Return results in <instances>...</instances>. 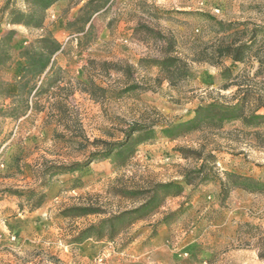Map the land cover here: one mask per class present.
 I'll list each match as a JSON object with an SVG mask.
<instances>
[{
  "label": "rangeland",
  "instance_id": "obj_1",
  "mask_svg": "<svg viewBox=\"0 0 264 264\" xmlns=\"http://www.w3.org/2000/svg\"><path fill=\"white\" fill-rule=\"evenodd\" d=\"M5 1L0 0V38L8 29L15 34L10 59L0 65V226L8 234L7 244L0 245L5 253L0 264H264V186L250 192L254 195L233 188L220 201L217 180L200 183L203 175L218 179L224 171L264 182V122L246 127L236 119L219 127L205 123L173 138L160 134L167 124L193 117L200 104L233 100L236 82L264 89V0H112L103 8L100 1L85 8L87 0H56L45 10L42 28L7 23L10 9L28 7L25 0H9L3 9ZM88 15L93 26L79 44L83 32L71 29L80 28ZM48 32L61 39L63 51L55 61L64 89L50 88L34 100L33 92L18 87L26 63L19 52ZM252 35L241 61L192 60L201 53L213 57L217 46ZM168 41L169 53L184 59L190 71L175 85L149 62L138 63L161 57ZM102 61L129 63L132 76L102 67ZM87 77L104 88L95 90V99L77 82ZM127 83L138 86L123 90ZM26 96L38 105L22 115ZM58 100L65 104L62 111L52 105ZM13 104L15 116L7 113ZM134 124L151 125V137L123 159L93 160L73 173L49 172L39 207L31 210L25 196L4 191L38 186L44 167L85 161L91 152L124 140ZM197 169L202 173L192 184L179 194L160 192L150 213L114 238L73 240L84 226L138 206L155 183H182ZM131 191L138 193L130 196ZM74 205L97 211L60 214ZM172 211H177L172 221L156 225ZM15 216L20 232H12L6 221Z\"/></svg>",
  "mask_w": 264,
  "mask_h": 264
},
{
  "label": "trees",
  "instance_id": "obj_2",
  "mask_svg": "<svg viewBox=\"0 0 264 264\" xmlns=\"http://www.w3.org/2000/svg\"><path fill=\"white\" fill-rule=\"evenodd\" d=\"M55 1L56 0H25L28 7L27 10L24 12L16 8L10 9L6 21L10 24H22L24 26L42 28L45 17L44 12ZM99 1L102 8L110 2V0H87L83 7L90 8ZM9 4L10 1L6 0L3 9H7ZM77 18L73 21H77ZM87 24L88 26L86 28ZM92 26L91 15H88L83 20L80 28L71 29L73 33L83 32L82 36L77 38L79 44L83 39H87L89 37ZM145 29L150 30L149 27L146 26ZM14 34V29H8L0 38V65H3L6 60L10 59V42ZM254 37L255 35H252L248 41H239L235 44L219 45L213 50L211 55L213 57H208V55L201 53L198 56H194L192 60L215 62L214 56L216 58L227 56L230 57L232 61H241L245 53L250 48ZM166 44L167 45L161 57L141 58L138 63L140 64L144 61L149 62L151 65L157 67L164 80L171 85H175L177 81L188 77L190 71L188 63L184 59L173 56L169 53L173 43L168 41ZM62 51V43L54 38L49 32L46 35L35 39L30 45L20 50L19 54L26 60V63L20 67L21 81L18 84L19 89L23 90L28 88L27 94L29 95L33 92L32 96L35 98L34 100L49 91L50 88L56 87L59 90H63L64 87L59 84L62 79L60 75L62 68L55 61V54ZM89 63L91 65L97 64L95 60H90ZM100 65L102 67H110L113 70L121 71L126 77L132 76L131 73L134 69L133 65L129 63H124L123 67H121L118 62L102 61ZM227 71H229L228 68L224 69L222 73L224 74ZM77 82L82 86L80 90L88 93L92 99H95V90L104 91V88L95 84L91 77H87V81L85 82L79 80ZM29 83L32 84L30 87H28ZM235 85L237 86V89L233 100L229 101L226 100L225 97H220L200 104L195 107L193 117L176 124L170 123L163 127L160 131L161 136L173 138L179 131L186 132L197 129L205 123L219 127L225 122L236 119L241 120L242 124L246 127H256L263 123L264 112H260V109H264L263 87L261 86L257 89L258 91L260 90L259 93H257L258 91H255V89L243 87L241 83L236 82ZM136 86H138L136 83H127L123 90ZM64 98H66V96H64ZM34 100L33 104L30 105L28 96L25 97V99L21 102L23 107L22 112L20 113L22 115H24L28 109L34 110L36 108L38 104L37 101ZM46 102L49 101L46 99ZM52 105L59 111H62L65 107V104H63L60 100L53 102ZM43 106L44 105H42V107ZM17 110L18 106L13 104V106L9 107L7 113L11 116H15L17 115ZM152 132L151 125L134 124L126 131L124 140L114 143L100 153L91 152L85 161H76L70 164H51L48 167H44L41 170V178L38 186L28 187L26 189L6 188L4 191L18 196H25L30 202V209H35L39 207L45 199L46 194L44 186L46 184V176L49 172L56 171L62 173H73L81 170L88 162L93 160L108 158L111 160L117 158L123 159L127 153L133 151L136 145L149 139ZM201 173L202 169L188 172L184 175L182 183L175 181L155 183L153 189L150 191L151 193L149 197L138 206L118 211L109 216L103 217L94 223L84 226L78 230L76 235L73 237V240L76 242H82L88 238H94L96 240L102 238H114L127 224H131L146 217L150 213L151 206L157 202L156 200L160 192H169L170 190H174V194H179L183 191L184 185L192 184L193 178L201 176ZM191 174H194V177L191 176ZM223 174V177L218 179H211L207 174L200 177L201 184H207L217 180L219 184L220 201H224L228 197L230 190L233 188H241L245 191L257 192L264 186L263 181L255 179L252 176L242 175L230 171H224ZM136 193L138 192L131 191L130 196H133V194ZM179 210L180 208L177 211ZM96 211V209L90 206L74 205L65 207L60 211V214L63 216L70 214H73L74 216H83ZM177 211L167 213L158 221L156 225L169 223L174 219V215ZM259 256L262 257L260 253Z\"/></svg>",
  "mask_w": 264,
  "mask_h": 264
},
{
  "label": "crops",
  "instance_id": "obj_3",
  "mask_svg": "<svg viewBox=\"0 0 264 264\" xmlns=\"http://www.w3.org/2000/svg\"><path fill=\"white\" fill-rule=\"evenodd\" d=\"M112 1V0H110ZM55 38L61 42V39L59 36H57L56 34H54ZM19 60V58H18ZM233 191H238V192H244V193H247V194H251V195H254L256 193H250V192H247L241 188H235ZM217 194V193H216ZM215 196V194H213V197ZM17 217H9L6 219L7 221V224L8 226L12 229V232H20L21 230V226L19 225V223L17 222ZM2 227L0 226V245H4V244H7L5 240H8V234L4 233V231L2 232ZM7 232V231H6ZM5 256V253L4 251L0 250V260L3 261L4 260V257Z\"/></svg>",
  "mask_w": 264,
  "mask_h": 264
}]
</instances>
